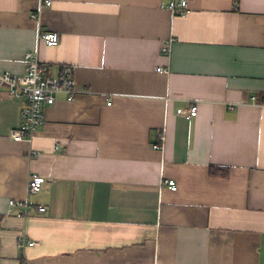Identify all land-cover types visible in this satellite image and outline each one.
Listing matches in <instances>:
<instances>
[{
    "label": "crops",
    "instance_id": "crops-1",
    "mask_svg": "<svg viewBox=\"0 0 264 264\" xmlns=\"http://www.w3.org/2000/svg\"><path fill=\"white\" fill-rule=\"evenodd\" d=\"M172 1L53 0L36 20L40 0H0V72L38 51L89 90L58 95L28 142L9 137L24 103L0 89V264H264V0ZM187 101L196 115L177 114ZM11 199L47 210L18 217Z\"/></svg>",
    "mask_w": 264,
    "mask_h": 264
},
{
    "label": "built area",
    "instance_id": "built-area-1",
    "mask_svg": "<svg viewBox=\"0 0 264 264\" xmlns=\"http://www.w3.org/2000/svg\"><path fill=\"white\" fill-rule=\"evenodd\" d=\"M190 0H173L171 10L174 14L185 15L189 12ZM53 0H40L39 10L31 13V18L39 20L40 12L43 7L51 6ZM39 40L44 41L50 46L60 43L59 33L46 31L40 28ZM173 39L167 40L161 47V51L166 55L171 54ZM26 70L23 75H14L7 72H0V89H4L6 94L15 99L21 100L23 109L21 113V123L18 127L10 130L9 137L14 141L32 142L45 123L46 109L56 103L58 95H64L68 100H74L79 94L88 93V89H80L76 82L77 67L74 64H63L56 75L51 74L50 64L41 61L38 51L28 52L25 55ZM160 72L168 73L167 69L159 67ZM169 102L172 97H167ZM251 105L264 107V98L252 97ZM196 101H187L184 107L177 109V114L194 116L197 114ZM165 134H158V141L154 148L162 150ZM60 144L55 142L54 150L59 151ZM36 152H33L34 156ZM165 183L172 190H177L175 179H166ZM44 179L41 175L31 173L28 179L27 190L29 194L38 193L43 190ZM9 205L17 209L18 217L26 218L32 211L45 213L46 207L40 204H32L29 200H9ZM18 247L24 250L28 246H34L35 241L30 240L25 233H21L17 239ZM26 264H31L27 261Z\"/></svg>",
    "mask_w": 264,
    "mask_h": 264
},
{
    "label": "trees",
    "instance_id": "trees-1",
    "mask_svg": "<svg viewBox=\"0 0 264 264\" xmlns=\"http://www.w3.org/2000/svg\"><path fill=\"white\" fill-rule=\"evenodd\" d=\"M220 171H222L223 176L228 174V169L227 168L211 167V170H210L211 175H213V176L219 175ZM22 264H26V262L22 261Z\"/></svg>",
    "mask_w": 264,
    "mask_h": 264
}]
</instances>
